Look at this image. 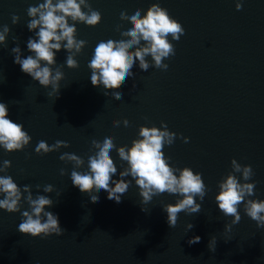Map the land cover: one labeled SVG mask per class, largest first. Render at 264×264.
Wrapping results in <instances>:
<instances>
[{"label":"water","instance_id":"1","mask_svg":"<svg viewBox=\"0 0 264 264\" xmlns=\"http://www.w3.org/2000/svg\"><path fill=\"white\" fill-rule=\"evenodd\" d=\"M43 2L0 0V31L5 25L10 30L5 44H0V102L8 105V118L22 124L32 137L21 151L8 152L0 146V167L5 160L11 162L0 176H11L21 189L31 186L34 198L49 196L54 206L46 210L58 215L66 231L46 239L20 233L21 213L29 210L22 199L21 212L0 209V252L126 264H264V228L257 227L241 204L240 222L225 233L224 225L232 217H225L215 201L219 182L232 171L233 158L252 166L249 181L235 173L241 183L256 182L248 199L264 200V0H240L239 11L237 0H87L102 19L94 27L75 24L76 39L87 42L74 56L78 68L67 67L66 50L56 53L53 69L61 67L64 74L58 98L48 96L51 87H42L22 72L11 51L18 45L22 58L34 55L27 50L28 38H36L27 28L31 19L27 9ZM153 3L166 9L185 34L179 41L168 37L176 52L163 61L169 65L166 71L154 66L141 71L137 61L134 78H127L120 87L122 99L117 100L102 85L91 84L88 64L100 41L128 39L121 32L127 31L130 21L121 20V12L131 15L138 8L143 16ZM82 10L87 12L83 6ZM13 15L19 17L15 24ZM146 59L153 64L151 56ZM124 119L129 121L127 127ZM113 120L121 124L114 127ZM162 121L178 134L171 146L162 149L170 157L169 165L202 174L207 191L203 201L195 197L201 203L200 212H180L176 227L170 228L162 207L182 197L163 193L142 205L131 176L124 178L131 184L121 203L109 200L103 190H99V202H91L87 193L73 186L74 166L61 161L62 154L80 156L85 164L76 170L85 172L89 156L98 151L92 148L93 140L102 144L104 135H110L116 148L131 147L139 138L140 126L161 128ZM41 140L50 146L65 141L69 147L38 155L35 148ZM110 157L118 170L113 179H119L127 162L120 160L115 148ZM49 184L54 190L45 193L43 188ZM188 223L194 225L191 230L186 229ZM194 236L201 241L190 245L188 240ZM212 236L217 239L215 252L208 249Z\"/></svg>","mask_w":264,"mask_h":264},{"label":"clouds","instance_id":"2","mask_svg":"<svg viewBox=\"0 0 264 264\" xmlns=\"http://www.w3.org/2000/svg\"><path fill=\"white\" fill-rule=\"evenodd\" d=\"M87 9V12L82 10ZM236 9H242V3L237 0ZM27 15L31 18L27 23L29 31L34 32L35 37L27 40V50L34 55L22 58L21 48L17 45L12 48L14 63L19 65L21 71L38 81L44 88L51 87L49 97H59L60 81L64 78L61 67L56 64V53L62 48L68 52L66 64L68 68H78V62L74 56L81 53L86 46L85 40H77L75 34L77 22L94 27L102 19L101 13L93 10L87 0H44L38 6H30ZM121 20L130 21L127 31L121 32V36L128 37L126 40L100 41L94 50V55L88 64L91 69V84L95 87L101 85L105 90L111 91V95L117 100L122 99L120 87L127 78H134L132 71L136 62H139V69L147 71L150 66L166 71L169 67L163 61L175 55V47L169 41H179L185 34L183 26L170 17L168 11L160 7L159 3H153L147 9L146 14L141 16L138 8H133L131 15L124 12L120 14ZM72 21V24L69 23ZM13 23L19 21V17L13 15ZM8 26L0 31V44H5L6 36L9 34ZM62 43L61 42H65ZM141 41L145 46L140 47ZM74 49V51H73ZM130 49H134L130 51ZM151 56L153 64L150 65L146 57ZM133 87H136L134 84ZM108 91L104 95H108ZM9 117L8 105L0 102V146L8 152L21 151L28 146L32 137L23 129L22 124L13 122ZM113 126L118 127L120 120H113ZM125 127L129 125L127 119L123 120ZM137 139L132 141L131 147L127 145L116 148L113 138L104 135L102 144L96 140L92 141V148L98 151L88 158V171L80 172L85 161L72 153H64L59 159L73 164L71 182L81 193H87L91 202H99V190L107 193L109 200L116 203L122 202V196L127 192L131 181L125 177L131 176L139 187V195L142 198L141 204L151 202L154 196L163 193L177 195L176 202L164 204L162 211L167 214V224L175 228L178 221V214L185 212L188 215L198 213L201 210V203H197L195 197L203 201L207 186L202 174L194 172L190 167L175 168L169 165L170 157H165L163 147L171 146L178 138V134L168 130L167 125L162 121L161 128L155 126H140ZM185 143L187 137H180ZM67 148L69 144L65 141H56L51 146L41 140L38 142L35 152L38 155L58 151L60 148ZM116 149L121 161L127 162V167L119 171V179H113L117 174V167L110 157V151ZM11 167V162L5 160L0 172H6ZM232 171L219 182V192L215 196L218 209L225 217H232L230 223L224 225L225 233H230L233 225L241 220L238 208L241 204L248 217L256 222L258 228H264V200L248 199L254 195L256 182L251 183L238 181L235 173H240L243 181L251 180L254 175L251 165H241L236 159L231 160ZM176 173H179L177 175ZM65 170L61 169V175ZM39 187V186H37ZM52 185L43 188L45 193L53 192ZM0 209L8 213L21 212V201H26L29 210L21 213L22 220L18 225V231L33 238L46 239L51 235L61 236L66 231L62 229L59 217L52 211L46 209L54 206V201L46 195L33 197L31 186L25 185L21 189L14 182L11 176H0ZM24 194H27L26 196ZM141 211H145L141 207ZM194 227L192 223L186 225L187 230ZM201 241L200 236H194L188 240L190 245ZM217 239L212 236L208 243L211 252L216 251Z\"/></svg>","mask_w":264,"mask_h":264}]
</instances>
